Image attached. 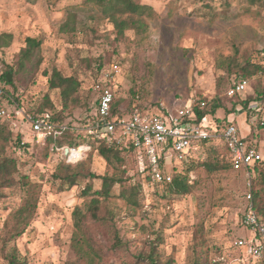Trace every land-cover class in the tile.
Returning a JSON list of instances; mask_svg holds the SVG:
<instances>
[{
    "label": "rangeland",
    "instance_id": "1",
    "mask_svg": "<svg viewBox=\"0 0 264 264\" xmlns=\"http://www.w3.org/2000/svg\"><path fill=\"white\" fill-rule=\"evenodd\" d=\"M90 1L0 0V72L11 74L7 89L27 111H35L47 96L57 110L63 109L60 91L49 90V77L57 69L80 82L78 103L70 104L65 111L67 123L78 125L94 116L97 94L92 86L97 78L96 61L102 58L103 71L114 61L121 64L118 95L124 100L125 110L133 91L143 105L164 103L170 110L190 99L219 98L225 112L217 115L224 119L234 104L226 91L235 82L238 68L249 59L259 61L260 55L256 57L264 50L263 1L252 5L247 0H217L205 10L197 0H135L153 7L156 16L150 20L146 36L128 31L122 40L116 38L113 25L103 19L100 7ZM70 12L74 17L69 18ZM27 38L39 40L41 46L29 61L23 62ZM249 79L251 87L241 95L243 99L264 92L262 77ZM8 107L14 110L12 105ZM231 120L236 121L242 136L259 142L257 147L264 154V132L256 129L258 121L250 123L246 113L228 116L227 121ZM206 124L217 153L225 158L223 144L214 134L223 129L224 123L209 117ZM19 129L23 133L21 146L15 145V132L12 143L5 148V156L16 159L19 170L16 186L0 203V264H4L2 239L11 231L12 216L30 196L29 190L39 196L37 211L26 233L8 247L15 245L28 264L75 262L77 256L71 248L73 210L76 206L84 209L90 202V197L80 195L86 185L100 189V177L113 170L99 157L94 145L80 142L78 147H85L76 150L75 156L80 158L87 147L89 152L71 164H83L81 172L97 178L82 179L72 190L59 192L53 174L65 160L62 153L53 151L28 125ZM133 176L130 171L129 177ZM191 176L197 184L188 196L161 198L146 186L142 209L130 211L122 201L113 200L109 206L116 215L114 225L101 226L89 220L85 231L105 252L101 264H125V254L112 248L111 227L129 242L134 257L146 253L148 241L162 231L159 250L163 263L173 260V264H193L196 258L199 264H264V258H250L235 245L240 239L254 236L243 224L249 194L247 174L231 169L209 174L198 169ZM26 180L30 182L28 189L22 186ZM133 180L140 181L138 176ZM199 228H203L204 235L196 245Z\"/></svg>",
    "mask_w": 264,
    "mask_h": 264
},
{
    "label": "trees",
    "instance_id": "2",
    "mask_svg": "<svg viewBox=\"0 0 264 264\" xmlns=\"http://www.w3.org/2000/svg\"><path fill=\"white\" fill-rule=\"evenodd\" d=\"M197 1L202 5L203 9L210 10L212 8V3L217 0ZM218 1L227 2L228 0ZM247 1L252 5L260 3L261 1L264 2V0ZM90 2H95V4L100 7L103 19L113 25L116 32V38L119 40H122L128 31H134L138 36H146L150 20L154 19L156 16L153 7L140 4L135 0H91ZM73 15L74 14L70 12L69 18L74 17ZM26 43L27 46L22 50L23 62L29 61L33 57L35 50L39 49L41 46V42L35 38H27ZM260 53H258L256 59L259 58ZM87 65L88 68H91V64ZM96 66L97 68L95 70L97 78L95 82L100 79V74H102L101 72H103L105 68L104 60L100 58L96 61ZM237 73L238 75L235 82L242 79H249L253 76L261 78L260 74L262 73L264 75V65L261 64L260 60L252 61L249 59L244 66L238 68ZM0 83L6 92V95L3 97V102L12 105L14 108L12 112L14 113L18 107L22 105L21 101L7 89V85H10V82L8 81V77L2 73ZM49 90L60 91L64 103L63 109L57 110L49 96H47L45 100L46 102L40 105L35 111L31 112L41 115L46 114L56 122L79 128H83L84 126L95 122L96 117L89 116L78 125L71 124L72 121L67 123L66 117L64 116L66 114L65 111L70 108V104L76 106L78 103L80 82L76 78L66 77L62 75L60 71L54 69L49 77ZM228 90L229 88L226 91V97L234 102L232 109H230L229 112H226L228 116L233 114L238 115V113L249 114L252 104H256L259 101L264 103V92L259 93L257 97L253 98L250 96L243 99L241 95H235L232 97L228 96ZM137 96L139 97V100H136ZM135 100L136 103L141 105V97L133 91L132 99L128 102L126 111L122 112V107L125 106L124 100L117 98L113 102V113L126 115ZM202 103H205L203 107L201 106ZM96 106L98 107V100L96 101ZM194 111V121L196 123H202L210 117L217 120L219 123H224L225 126H221L222 128L229 125V121H227L228 116L221 119L217 115L220 111L225 112V108L219 98H216L213 101H209L206 98L195 100ZM13 115L14 118L12 120L0 123V203L10 196V192L13 191L12 189L17 184L15 175L19 170L18 161L12 157L5 156V148L12 143L13 133L15 132L18 134L17 139H15V145L21 146L20 136L21 134L23 135V133L19 129V126H23L25 123L18 119L15 114ZM258 128L264 132V121H258L256 129ZM247 141L259 145L257 140L249 139V137ZM80 142H88L94 145L99 157H101L112 168L113 173L100 177V189L94 190L91 184H87L80 194L83 197H90L91 200L84 209L81 206H76L73 210L72 217L74 232L71 241V248L77 256V261L68 264H101L105 257V252L87 234L85 226L89 220L101 226H108L110 223L114 225L113 223L116 215L109 206L113 200H120L128 210L136 211L142 209L144 206L146 200L144 188L146 186L152 188V194L161 198L188 196L193 193L197 184V181L193 180L191 176L192 172L197 171L198 169H203L209 174H214L228 169L233 170L232 164L228 160V151L225 146L222 145L226 151V157H222L221 159L211 138L193 143V151L188 157L187 162L180 167H177L172 182L164 185H150L147 175L140 172L136 153L130 142L109 146L104 141H95L91 139L83 132V130H79L75 133H69L61 139L49 137L45 143H47L53 151H56V147H62L64 145L76 149ZM82 166L83 164L73 165L65 160L57 165L53 174V179L58 184L59 192L72 190L75 186L79 185L82 179L97 178V176L92 173L84 175L81 172ZM130 171H133L134 176H138L140 181H134V176L130 178ZM244 172L246 173V171ZM250 172L252 173V200L249 201L247 199L245 211L250 202L253 204L258 216L264 220V160L258 162L250 169ZM22 186L23 188L28 189L30 186L29 180H26ZM117 187L119 188V191L115 192ZM28 194H30V196H27L24 199V202L16 208L12 216L13 226L11 231L2 239L1 253L4 264H28L27 261L21 258V254L15 245L8 247L10 243L15 242L26 233L37 211L39 196L30 190ZM111 229L113 235L112 248L116 252L120 251L125 254V264H173V260L169 263H163L161 261L159 246L163 243L162 231L156 232L155 238L148 241V251L146 253H140L134 257L131 255L129 242L123 240L116 227H111ZM198 234L200 240L196 245L200 244L203 240V228L198 229ZM193 264H199L196 258L193 259Z\"/></svg>",
    "mask_w": 264,
    "mask_h": 264
},
{
    "label": "built area",
    "instance_id": "3",
    "mask_svg": "<svg viewBox=\"0 0 264 264\" xmlns=\"http://www.w3.org/2000/svg\"><path fill=\"white\" fill-rule=\"evenodd\" d=\"M261 64L264 65V50L260 53ZM122 72L121 64L117 61L111 63L102 72L100 79L94 83L92 90L97 94L98 107L96 109L95 122L82 128L83 132L95 141H104L109 146L114 144H126L130 142L134 147L140 172L146 174L150 185L169 184L173 175L181 165L187 162L192 153L193 143L212 138L208 131L206 121L196 123L194 121V101L188 100L179 105L175 110H170L164 103L159 105L134 104L126 115L113 113V102L120 98L118 95L117 78ZM264 79V75L261 73ZM1 79V72H0ZM251 87L249 79L234 82L227 95L245 94ZM6 95L4 87L0 83V123L10 121L14 115L25 124H28L31 132L43 138L61 139L69 133L81 130L79 127L56 122L46 114H35L27 111L23 105L13 113L8 104L3 102ZM205 103H202L203 107ZM264 103L257 102L249 111L250 123L259 120L264 121ZM126 110L122 107V112ZM215 137L222 142L228 151V160L234 171H246L248 176L249 194L247 199L252 200L250 169L258 162L264 160V154L256 144L248 142L247 136H242L240 128L235 120L229 121V125L223 128ZM85 146L72 149L67 145L56 147V151L62 153L65 161L78 162L86 155L88 150L77 158L73 153ZM243 224L253 233V238H243L235 245L248 257L260 260L264 258V220H262L252 203L249 202L243 217Z\"/></svg>",
    "mask_w": 264,
    "mask_h": 264
},
{
    "label": "water",
    "instance_id": "4",
    "mask_svg": "<svg viewBox=\"0 0 264 264\" xmlns=\"http://www.w3.org/2000/svg\"><path fill=\"white\" fill-rule=\"evenodd\" d=\"M8 81L11 82V74H8Z\"/></svg>",
    "mask_w": 264,
    "mask_h": 264
},
{
    "label": "bare ground",
    "instance_id": "5",
    "mask_svg": "<svg viewBox=\"0 0 264 264\" xmlns=\"http://www.w3.org/2000/svg\"><path fill=\"white\" fill-rule=\"evenodd\" d=\"M76 152V151H75ZM75 152L73 153V155H75Z\"/></svg>",
    "mask_w": 264,
    "mask_h": 264
},
{
    "label": "crops",
    "instance_id": "6",
    "mask_svg": "<svg viewBox=\"0 0 264 264\" xmlns=\"http://www.w3.org/2000/svg\"><path fill=\"white\" fill-rule=\"evenodd\" d=\"M24 125H28V124H24ZM29 126V125H28ZM30 128V127H29Z\"/></svg>",
    "mask_w": 264,
    "mask_h": 264
}]
</instances>
